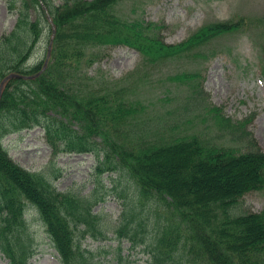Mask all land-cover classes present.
Returning <instances> with one entry per match:
<instances>
[{
  "label": "trees",
  "instance_id": "16d2710c",
  "mask_svg": "<svg viewBox=\"0 0 264 264\" xmlns=\"http://www.w3.org/2000/svg\"><path fill=\"white\" fill-rule=\"evenodd\" d=\"M116 1L9 0L17 16L0 35V83L9 73L26 77L8 78L0 92V254L6 264H29L34 215L59 264H102L112 245L92 250L84 244L87 238L119 244L112 264H129L120 254L124 238L132 248L143 245L149 254L146 264H181L189 254L194 264H264V209L238 208L245 194L264 189V149L246 129L251 116L233 120L219 106L208 109L219 131L231 134L237 146L214 144L197 133L147 138L126 128L142 107L124 98V87L117 95L106 92L82 73L101 61V47L132 48L145 65L175 57L206 58L202 48L215 37L246 32L253 25L243 17L208 22L186 39L168 43L160 34L162 23L123 19L113 9ZM45 27L43 58L30 63ZM201 78L199 72L186 71L172 76L188 85L190 100L205 98ZM35 126L43 129L51 156L47 166L31 171L9 156L3 138ZM60 153L95 156L97 179L91 189L56 187L60 174L52 166ZM111 172L135 184L133 199L137 209L146 208L144 218L122 210L113 219L95 210L108 192L98 190L103 175Z\"/></svg>",
  "mask_w": 264,
  "mask_h": 264
},
{
  "label": "rangeland",
  "instance_id": "374dc122",
  "mask_svg": "<svg viewBox=\"0 0 264 264\" xmlns=\"http://www.w3.org/2000/svg\"><path fill=\"white\" fill-rule=\"evenodd\" d=\"M51 1L58 4L63 0ZM113 9L126 20L144 18L162 23L160 34L168 43L186 39L208 22L243 17L251 23L253 28L249 31L229 32L211 40L202 48L206 58L175 57L157 65H145L139 52L117 45L101 47V61L83 69L82 73L91 77V82L102 86L106 92L114 91L116 94L124 87V98L133 106L142 107L130 116L126 128L131 133H144L147 138L166 136L171 132L197 133L214 144L237 146L239 143L234 142L231 134L219 131L213 114L208 111L211 106H219L223 114L233 120L251 116L246 129L264 149V0H117ZM16 16L15 10L10 9L9 0H0V35L13 27ZM47 39L48 27H45L30 63L43 58ZM211 51L215 54L207 57ZM182 71L201 74L206 93L204 99L193 97L190 100L192 93L188 85L172 79ZM74 127L78 128L76 124ZM3 145L15 162L31 171L41 170L50 161V148L40 126L7 134ZM94 164L92 153H60L52 166L60 174L54 184L60 190L74 188L85 193L92 188L93 179H97L93 173ZM102 182L103 187L98 190L108 192L95 210H101L113 219H117L122 210L137 214L136 218L147 215L146 208H136L138 202L133 199L136 186L127 176L105 173ZM146 206L150 204L146 203ZM238 208L254 212L264 209V189L245 194ZM159 212L163 214L161 209ZM33 217L30 232L35 248L29 264H59L57 251L49 246L42 224ZM108 234L113 236L112 232ZM84 244L92 250L98 244L112 245L111 252L101 257L102 264H112L118 252L115 248L119 245L115 240L95 241L91 238H87ZM120 247V254L128 259L129 264L147 263L149 254L144 251L143 245L132 248L130 240L124 238ZM189 256L182 257L181 264H194ZM6 263L0 254V264Z\"/></svg>",
  "mask_w": 264,
  "mask_h": 264
},
{
  "label": "water",
  "instance_id": "95a60500",
  "mask_svg": "<svg viewBox=\"0 0 264 264\" xmlns=\"http://www.w3.org/2000/svg\"><path fill=\"white\" fill-rule=\"evenodd\" d=\"M14 76H19V75H17V74H14V73H11V74H9L6 78H10V77H14ZM5 78V79H6ZM2 85V84H1Z\"/></svg>",
  "mask_w": 264,
  "mask_h": 264
}]
</instances>
